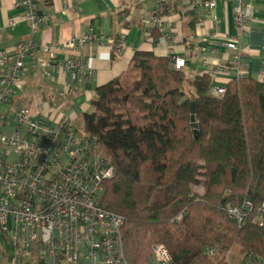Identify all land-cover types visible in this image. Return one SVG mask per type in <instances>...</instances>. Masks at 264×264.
Returning a JSON list of instances; mask_svg holds the SVG:
<instances>
[{"label": "trees", "instance_id": "trees-1", "mask_svg": "<svg viewBox=\"0 0 264 264\" xmlns=\"http://www.w3.org/2000/svg\"><path fill=\"white\" fill-rule=\"evenodd\" d=\"M173 7L183 6L175 1ZM183 10L194 32L196 11ZM152 37L155 44L162 39L158 30ZM128 73L130 81L117 78L97 89L82 130L111 159L114 176L104 185L101 207L125 219L129 264H146L158 245L175 264H211L206 253L215 248L223 256L264 259V229L252 217L240 228L227 213L245 201L255 210L264 202V83L244 76L213 96L211 75L190 79L170 57L150 52L135 53Z\"/></svg>", "mask_w": 264, "mask_h": 264}, {"label": "built area", "instance_id": "built-area-1", "mask_svg": "<svg viewBox=\"0 0 264 264\" xmlns=\"http://www.w3.org/2000/svg\"><path fill=\"white\" fill-rule=\"evenodd\" d=\"M256 1L234 0L236 39L219 32L216 10L220 0L182 3L186 10L206 12L212 21V36L221 39L227 50L240 51L238 40L255 18ZM16 2L33 27L47 20L39 0ZM165 12L159 7L151 14V30H158L164 41L173 42V20ZM90 44L105 46L117 56L127 48L124 39L102 33H84L62 44L44 46L52 58L58 50L71 53L46 76L63 73L75 81L83 68L88 69L77 53ZM34 51L32 44L23 43L13 52L0 53V264H129L123 239L125 219L101 207L104 185L114 176L111 159L93 137L73 128L66 118L37 117L29 107H13L25 77L36 72L28 63ZM169 57L174 68L183 71L184 61L174 53ZM261 60L258 80L264 83V46ZM229 64L235 80L246 76L239 55ZM88 70L89 76L94 75ZM221 70L217 68L211 75ZM229 71L225 73L230 75ZM225 92V84H213L210 89L213 96ZM227 213L240 228L252 217L264 229V202L255 210L252 202L245 201L241 206H230ZM218 254L216 248L209 249L206 257L213 260ZM146 264L175 263L169 250L158 245ZM237 264H264V259L246 253Z\"/></svg>", "mask_w": 264, "mask_h": 264}, {"label": "crops", "instance_id": "crops-1", "mask_svg": "<svg viewBox=\"0 0 264 264\" xmlns=\"http://www.w3.org/2000/svg\"><path fill=\"white\" fill-rule=\"evenodd\" d=\"M175 1L182 0H39L41 11L47 20L33 27L25 18L26 11L17 6L16 0H0V53L13 52L20 44H32L35 48L30 67L34 74L25 77L23 90L17 91L13 101L14 109L29 107L37 117H55L50 111L56 101L66 102L67 113L58 115L56 120L73 117L79 108L82 113L92 109L91 101L97 97V89L117 78L123 83L130 81V63L137 52L154 53L157 57L175 54L184 61L183 71L190 79L207 73L213 74V84L222 85L235 80L234 71H229L230 62L239 55L244 63L245 75L259 78L262 73L261 49L264 46V0L255 2V18L248 30L238 40L240 51H229L221 39L212 36V21L204 11H196V30L188 27L191 16L183 10L173 12ZM234 0H220L216 14L220 19L219 32L238 38L235 26ZM171 12L173 20V42L161 39L157 44L151 33L150 16L159 7ZM66 8V14L63 12ZM64 13V14H63ZM84 33H102L115 39H124L127 48L122 55L98 44H90L77 53L94 75H88L85 67L75 81L67 74L47 77L57 63L70 58L69 51L58 50L52 58L44 46L58 45ZM193 33L195 36H193ZM185 42V43H184ZM191 45L192 50H189ZM217 71V70H216ZM229 71L231 74H226ZM68 102V104H67ZM70 107H68V106ZM65 106V104H63ZM77 107V108H76ZM93 110V109H92Z\"/></svg>", "mask_w": 264, "mask_h": 264}, {"label": "rangeland", "instance_id": "rangeland-1", "mask_svg": "<svg viewBox=\"0 0 264 264\" xmlns=\"http://www.w3.org/2000/svg\"><path fill=\"white\" fill-rule=\"evenodd\" d=\"M156 29H153V31ZM153 31H151V33H153ZM131 80V78H129ZM126 83V82H124ZM187 91L189 93H194L193 89H187ZM63 104H65V106H63ZM68 104V102H67ZM68 106V105H67ZM69 107V106H68ZM70 108V107H69ZM77 108V107H76ZM50 111L52 113H54L55 117L58 118V115H61L63 113H67V107H66V102H62V101H56L54 103L53 108H50ZM93 110L89 109L88 112L91 113ZM83 111L80 110L79 108H77L75 110V114L73 117H67L66 121L75 129H77L78 131H82V127H83V121H82V113ZM199 193H202V189H198ZM244 254L246 253H234V252H229L228 254H226L225 256H223L222 254H218L213 260H211V264H233L235 262V264H237L242 257L244 256ZM149 259V257H148ZM148 261V260H147ZM224 262V263H221Z\"/></svg>", "mask_w": 264, "mask_h": 264}, {"label": "water", "instance_id": "water-1", "mask_svg": "<svg viewBox=\"0 0 264 264\" xmlns=\"http://www.w3.org/2000/svg\"><path fill=\"white\" fill-rule=\"evenodd\" d=\"M191 124L193 126V128L195 129V138H198L199 135V125L196 122V104L192 103L191 104Z\"/></svg>", "mask_w": 264, "mask_h": 264}]
</instances>
